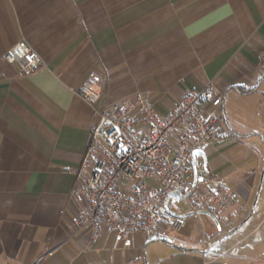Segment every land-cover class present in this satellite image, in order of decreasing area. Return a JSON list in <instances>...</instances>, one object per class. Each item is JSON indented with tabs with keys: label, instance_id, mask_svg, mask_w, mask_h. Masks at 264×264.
Segmentation results:
<instances>
[{
	"label": "crops",
	"instance_id": "0c3cea01",
	"mask_svg": "<svg viewBox=\"0 0 264 264\" xmlns=\"http://www.w3.org/2000/svg\"><path fill=\"white\" fill-rule=\"evenodd\" d=\"M21 40L40 58L28 75L3 59ZM90 71L97 109L141 94L159 117L210 84L219 138L196 161L236 216L200 238L184 218L149 237L74 233ZM0 264H264V0H0Z\"/></svg>",
	"mask_w": 264,
	"mask_h": 264
},
{
	"label": "built area",
	"instance_id": "2783aa9c",
	"mask_svg": "<svg viewBox=\"0 0 264 264\" xmlns=\"http://www.w3.org/2000/svg\"><path fill=\"white\" fill-rule=\"evenodd\" d=\"M3 59L16 64L20 75L40 65L38 54L24 40L12 45ZM78 93L97 120L71 192L76 204L70 216L74 233L88 231L90 243L102 231L124 240L134 232L149 237L161 228L178 233L183 219L172 213H181L179 198L192 215L204 212L217 223L236 216V210L226 211L234 203L233 191L194 156L219 138V120L210 109L220 99L210 84L185 90L163 117L141 94L113 103L109 111L97 109L101 90L94 71L88 72ZM173 191L179 197H171Z\"/></svg>",
	"mask_w": 264,
	"mask_h": 264
},
{
	"label": "rangeland",
	"instance_id": "374dc122",
	"mask_svg": "<svg viewBox=\"0 0 264 264\" xmlns=\"http://www.w3.org/2000/svg\"><path fill=\"white\" fill-rule=\"evenodd\" d=\"M177 206L180 208L181 213L183 214L189 213L184 199L182 198L177 199ZM184 219L192 220L191 228L193 229L195 235H197L199 238L202 235L203 229L206 231L208 229H211V230L213 229L215 232L218 231L216 224H215L216 222H214L213 218L207 214H199L197 216L189 215V216L184 217ZM221 228L223 229L224 227L221 226Z\"/></svg>",
	"mask_w": 264,
	"mask_h": 264
},
{
	"label": "water",
	"instance_id": "95a60500",
	"mask_svg": "<svg viewBox=\"0 0 264 264\" xmlns=\"http://www.w3.org/2000/svg\"><path fill=\"white\" fill-rule=\"evenodd\" d=\"M194 156H202V157H204L203 150L198 149V150L194 151ZM193 162H195V157L193 158ZM170 196L173 197V198H177V197H179L178 192H176V191L171 192V193H170ZM172 214H173L174 216H177V217H180V218H184V217H186V216L192 215V213L177 214V213H174V212H173ZM200 214H207V213L201 212ZM207 215H209V214H207ZM209 216H211V215H209ZM211 217H212L213 220L217 223L216 219H215L213 216H211Z\"/></svg>",
	"mask_w": 264,
	"mask_h": 264
}]
</instances>
